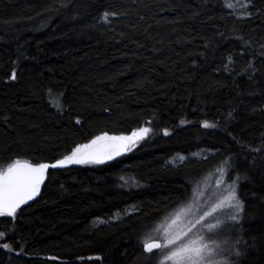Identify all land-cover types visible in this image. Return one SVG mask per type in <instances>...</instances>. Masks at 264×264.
<instances>
[{
    "label": "trees",
    "instance_id": "16d2710c",
    "mask_svg": "<svg viewBox=\"0 0 264 264\" xmlns=\"http://www.w3.org/2000/svg\"><path fill=\"white\" fill-rule=\"evenodd\" d=\"M225 1L0 0L3 171L150 130L116 160L49 171L38 200L0 217V264H160L146 235L225 160L242 178L232 244L264 264V0L245 17Z\"/></svg>",
    "mask_w": 264,
    "mask_h": 264
},
{
    "label": "snow or ice",
    "instance_id": "6c2138e0",
    "mask_svg": "<svg viewBox=\"0 0 264 264\" xmlns=\"http://www.w3.org/2000/svg\"><path fill=\"white\" fill-rule=\"evenodd\" d=\"M231 7V5H229ZM109 13H104L107 20ZM115 15V13H113ZM11 79H16L13 72ZM79 123V120L77 121ZM205 128L215 127V124L204 122ZM142 135L150 131L145 128L140 130ZM165 131V135H167ZM137 133H133L136 137ZM126 137L98 136L90 144L76 147L71 155L54 163L32 164L19 159L11 163L5 171H0V217L15 218L18 209L39 195L41 185L44 183L49 168L63 167L67 164L102 163L105 159H112L119 155L126 145L117 142L131 140ZM242 179L239 175L231 180L228 194L223 198L211 202L202 210L193 205L182 209L170 222L160 229L163 232L164 243L153 241L146 237L143 241L144 251L153 253L154 249H163L160 264H242L247 256V251L238 247L240 241L229 244L227 240L220 241L217 238L223 234L225 228L231 229L233 224L240 222L241 213L244 211V203L237 194V182ZM227 206L229 211L227 219L231 223H224L219 232H213L222 222L214 217L215 223H207V218ZM207 228V234L205 233ZM0 231V239L5 237ZM4 249L11 251L8 243H3Z\"/></svg>",
    "mask_w": 264,
    "mask_h": 264
},
{
    "label": "rangeland",
    "instance_id": "374dc122",
    "mask_svg": "<svg viewBox=\"0 0 264 264\" xmlns=\"http://www.w3.org/2000/svg\"><path fill=\"white\" fill-rule=\"evenodd\" d=\"M249 1L248 0H242L239 2L236 1H232V0H226L225 1V6L226 8L232 12L233 14L239 16V17H245L248 15V9H249ZM229 5H231V7H229ZM104 21H106L105 17H104ZM144 128H141L139 130L134 131L135 133H137L136 137H133V133L124 136L126 138H132L131 140H127L128 145H129V150H132L137 143H139L142 139H144L147 134L142 135L141 131ZM148 129V128H147ZM213 154V152L207 151V150H203V151H199L196 153H192L190 156H183V155H176L173 156L169 161L168 164H171L173 166H177L180 165L184 162H186L189 158L192 160H203L208 158L209 156H211ZM230 167H229V163L225 162L220 164V166L216 167L212 172H210L209 174L206 175L204 181L200 184V186H197V189L190 195V198L188 201H190L188 203L187 206L183 205L180 206V208H178L175 212H173L170 217H173L176 213H178L179 211H181L182 209L188 207L189 205H193L195 204L196 207L200 208L201 210L207 206L208 204H210L213 201H216L220 198H223L224 196H226L228 194V190L230 188V184H231V180H228V175L230 173ZM0 171H3L0 168ZM239 183V181L237 182V184ZM237 194H238V187H237ZM133 208H127L124 211V214L121 215V213L115 214L112 217L105 219L104 221H98V223H106L108 221H114V220H118L120 218H123L124 216H128L132 213ZM229 211H234L232 209H229L227 206H225L223 209L218 210L217 213L213 214V217H209L207 218V223H215V219L214 217L218 218L222 223L220 225H218V227L216 229H213V232H219V230L221 228L224 227V223H231L230 221H228L227 219V213ZM169 218L166 221H162L160 223H158L157 225H155L153 227V230L151 233H148L146 235V237H150L153 241L157 240L160 241L161 243H164V239H163V232L160 231L161 228H163L166 223L170 222ZM239 224V223H238ZM238 224H233L231 229H227L225 228L223 231V234L220 235L217 239L220 241H224L227 240L229 244H232L233 242V237L235 235V237L237 236L236 231V227L238 226ZM207 228H205V233L207 234ZM153 233V234H152ZM154 234L158 236L159 239H154ZM145 237V238H146ZM162 239V241H161ZM3 239H0V241H2ZM165 251L163 249H159L156 252H153V254L156 256L158 253L160 254L159 257L161 259V254L162 252ZM168 264H171V262H168Z\"/></svg>",
    "mask_w": 264,
    "mask_h": 264
},
{
    "label": "water",
    "instance_id": "95a60500",
    "mask_svg": "<svg viewBox=\"0 0 264 264\" xmlns=\"http://www.w3.org/2000/svg\"><path fill=\"white\" fill-rule=\"evenodd\" d=\"M109 137H114V136H109ZM117 143H122V144L126 145V147L124 148V150H122V151L120 152L119 155H115L112 159H105L102 163H94V164H104V163H108V162H110V161L116 160V159H118V158H120V157L126 155L127 152H128V150H129V145H128L127 140H125V141H123V142H117ZM55 162H56V161H55ZM45 163H54V162H45ZM32 164H33V163H32ZM81 165H84V164H67V165H65V166H63V167H58V168H55V169H53V168H49L48 173H49V171L61 170V169H66V168H70V167H74V166H81ZM4 171H5V170H4ZM47 175H48V174H47ZM46 180H47V176H46V179H45L44 183L41 185V189H40V193H39V195L36 196L33 200L29 201L27 204L22 205L21 208L26 207V206L32 204L33 202H35L36 200H38V199L40 198L41 193H42V190H43V187H44L45 184H46ZM21 208H20V209H21ZM18 210H19V209H18ZM143 249H144V247H143ZM155 250H157V249H154V251H155ZM144 252H145V251H144ZM145 253H146V252H145ZM147 254H148V253H147Z\"/></svg>",
    "mask_w": 264,
    "mask_h": 264
},
{
    "label": "bare ground",
    "instance_id": "6f19581e",
    "mask_svg": "<svg viewBox=\"0 0 264 264\" xmlns=\"http://www.w3.org/2000/svg\"><path fill=\"white\" fill-rule=\"evenodd\" d=\"M228 10V9H227ZM156 242H159V241H156ZM158 250V249H157ZM157 250H155V251H157ZM154 252V251H153Z\"/></svg>",
    "mask_w": 264,
    "mask_h": 264
}]
</instances>
